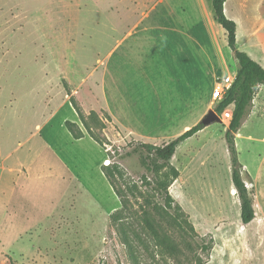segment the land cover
<instances>
[{"label":"rangeland","instance_id":"374dc122","mask_svg":"<svg viewBox=\"0 0 264 264\" xmlns=\"http://www.w3.org/2000/svg\"><path fill=\"white\" fill-rule=\"evenodd\" d=\"M223 9L237 49L264 59V0ZM175 29L195 39L194 105L183 123L195 125L217 103L214 75L238 67L211 0H0V264H249L234 223L227 232L215 220L231 207L227 119L209 125V149L202 133L167 163L132 150L162 145L181 126L161 64L162 39ZM142 36L148 70L130 49ZM239 132L261 138L264 119ZM212 219L214 232H203Z\"/></svg>","mask_w":264,"mask_h":264},{"label":"crops","instance_id":"0c3cea01","mask_svg":"<svg viewBox=\"0 0 264 264\" xmlns=\"http://www.w3.org/2000/svg\"><path fill=\"white\" fill-rule=\"evenodd\" d=\"M143 16L146 17L147 13H145V15ZM174 31L175 33L171 34L169 37L166 36L165 38L162 39V42L165 43V46L167 48V55L164 58L163 62L161 63L162 68L164 69L162 70L163 74L166 75L169 78V80H171V87H172L171 89H173L175 93L174 95L173 94L170 95L173 96V98H177V100L173 102H172L173 99L171 98L170 105L172 107H177V114L175 115L174 118L171 117V120L179 121L176 123L181 124L178 130H176V132L173 133L175 136H173L172 138L179 136L184 131L188 130L190 127L193 126L192 124H183V123L187 122L186 118H184L185 113L187 112L186 107L194 105L192 104L193 101L192 98L194 96V90H195L194 89L195 86L193 83L194 77H192V73L195 65L194 36L193 34L190 35L188 32H183L182 30L179 29H175ZM133 34L134 32L129 30L122 37V39L117 44H115V46L108 52L107 57L108 58L112 57L116 52V50L119 48L120 44L121 43L123 44V42H125L127 38L133 36ZM148 40L149 38L142 36L137 41V37H136V39L133 41V44L130 45V49L135 54H138V56L142 58V68L147 70L148 67L150 66V62H148L147 59L148 55L146 54V52H148V50L146 49L147 48L146 45L149 44L147 42ZM165 46L163 47V49L165 48ZM204 52L205 50L203 47L202 49H200V54L203 55ZM145 55L147 56L144 57ZM248 55L264 68V59L262 57L258 55H253V56L250 54ZM237 68H235L232 74H229L231 79H234L237 72ZM105 70H107V68ZM200 72L204 73V69L202 70L201 68ZM208 72H209V66H207L205 73L207 74ZM220 78L221 77H218V75L216 74L214 75V86H215V82ZM160 88L164 91L166 90V88H163V86H160ZM213 88L211 90V93L213 91ZM128 90L130 89L127 88L122 89L123 97H124V93L127 95ZM188 95H190L189 98ZM124 101L127 102L126 96L124 98ZM207 109L210 110L209 104ZM262 119H264V85H259L254 93L251 106L249 107L245 117L243 118L241 125L245 120L256 121ZM169 122L175 123L172 121ZM208 128L209 125L205 126L201 131L196 133L193 137L196 138V136L201 135L202 133H205V135L207 136L206 130ZM238 135L240 136L239 139H238ZM211 142H212V138L207 136V139L203 141L201 146L204 147L203 149H209ZM234 143L237 151V160L241 167L240 169L241 179L243 183L248 181L252 185V188L249 190V192L252 201L254 217L248 224H243L241 222L240 202L231 180V164L229 158L230 181L227 187H228V195L230 196L228 203L229 206L231 207L228 208V212L218 214L215 220L217 219L218 221L225 220V223L223 224H225L224 229L227 228V232H231L229 230V227H231V224L234 223L235 231L231 233L233 234V238L236 244L241 243L243 245H246V247H248L249 264H264V136H261V138H256V137H252L251 135H243L238 130L237 133L234 134ZM179 145L177 146V148H180ZM239 147L242 149V151H240ZM222 151L223 148L221 149L220 157L222 158L224 162V167L226 169V175H224V177L225 180H228L227 164L225 158H223L222 156ZM208 179L209 181H218V179H210V178ZM180 180H182L180 175H178L177 178L174 179V181H180ZM232 191L235 192L234 195H232ZM212 193L215 195L218 194V196L221 197V195L225 192L222 191L221 189L220 190L218 189L212 191ZM208 195L211 194L209 193ZM230 208L232 209L231 217L229 216V214H231L229 213ZM235 210L238 212L236 213ZM237 216L239 218V221H237L238 223L235 222ZM213 224H214V220L212 221V224L208 223L206 225L208 228L203 230V232H208V233L214 232Z\"/></svg>","mask_w":264,"mask_h":264},{"label":"trees","instance_id":"16d2710c","mask_svg":"<svg viewBox=\"0 0 264 264\" xmlns=\"http://www.w3.org/2000/svg\"><path fill=\"white\" fill-rule=\"evenodd\" d=\"M225 1L226 0H211L212 17L214 22L225 31L227 47L237 61L238 68L231 85L222 95V98L216 103L213 111L217 115H221L226 109L231 108V119L224 132V141L230 158L231 180L240 202V219L243 224H248L253 219L254 212L250 192L245 189L240 176L241 167L237 160L234 134L239 130L241 122L251 106L257 87L259 85H264V68L254 61L246 52L237 49L236 24L225 16L223 9ZM67 124L68 127L74 126L71 123ZM203 128L204 126L199 122L162 145L155 146L138 142L132 150L134 153H139L140 155L142 153L154 155L155 158L161 160L163 163H167L180 143L193 137ZM75 139L77 138L75 137ZM170 169L173 172L172 179L174 180L177 178L178 172L173 167H170ZM172 182L173 181H169L168 183ZM166 198L168 200L171 199L167 191ZM190 231L195 234L193 226H190Z\"/></svg>","mask_w":264,"mask_h":264},{"label":"built area","instance_id":"2783aa9c","mask_svg":"<svg viewBox=\"0 0 264 264\" xmlns=\"http://www.w3.org/2000/svg\"><path fill=\"white\" fill-rule=\"evenodd\" d=\"M233 79H231L230 76H226L223 78L218 79L215 82V86L213 88V91L211 93V100L213 103L218 102L222 95L226 92V90L231 85ZM220 118H225L228 121L231 119V108L226 109L221 115H219ZM244 187L247 191H249L252 188V185L249 182H244Z\"/></svg>","mask_w":264,"mask_h":264},{"label":"water","instance_id":"95a60500","mask_svg":"<svg viewBox=\"0 0 264 264\" xmlns=\"http://www.w3.org/2000/svg\"><path fill=\"white\" fill-rule=\"evenodd\" d=\"M214 122H221V118L219 115H217L213 110H208L207 114L204 116V118L200 121V123L205 127L208 126Z\"/></svg>","mask_w":264,"mask_h":264}]
</instances>
